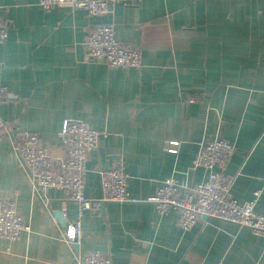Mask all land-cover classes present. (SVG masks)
<instances>
[{"label": "crops", "instance_id": "crops-1", "mask_svg": "<svg viewBox=\"0 0 264 264\" xmlns=\"http://www.w3.org/2000/svg\"><path fill=\"white\" fill-rule=\"evenodd\" d=\"M8 36L0 44V85L17 98L0 105V198L13 200L28 226L0 239V264H75L87 251L112 264H264V237L202 218L189 231L159 214L148 198L166 179L198 184L200 144L235 146L224 166L231 196L264 215V0H143L90 17L67 6L43 11L37 0H0ZM96 24L113 25L136 48L140 68H108L84 59L82 41ZM199 102L187 103L191 98ZM77 119L105 132L90 153L84 195L101 198L99 172L115 160L127 190L143 202L95 203L80 217L77 249L63 228L78 217L59 191L32 188L12 141L26 130L62 158L61 124ZM177 142V153H169ZM47 205V206H45Z\"/></svg>", "mask_w": 264, "mask_h": 264}, {"label": "built area", "instance_id": "built-area-1", "mask_svg": "<svg viewBox=\"0 0 264 264\" xmlns=\"http://www.w3.org/2000/svg\"><path fill=\"white\" fill-rule=\"evenodd\" d=\"M143 0H37L45 12L67 6L85 12L90 17L111 13L116 4H140ZM8 36V24L0 15V44ZM84 59L89 63H101L108 68H140L139 51L118 40L111 24L94 25L82 41ZM17 97L0 85V105ZM191 97L186 102H199ZM105 132L98 131L82 120L66 119L61 124L60 137L64 150L62 158L55 157L35 134L23 130L12 141V151L21 160L31 181L32 188L44 195L50 190L62 193L66 201L75 203L78 217L63 228L64 241L69 246L77 243L81 233L80 217L95 203L143 202L132 198L127 190L128 174L123 162L115 160L110 169L100 171L101 198L98 201L84 195V176L89 155L98 146ZM177 142H169L167 151L177 153ZM235 146L229 141L215 137L202 142L192 160V169L201 168L206 178L198 184H187L174 178L166 179L157 188L154 196L146 201L155 210L165 215H177L179 228L189 231L202 218L219 220L249 229L256 236L264 237V215L255 210L260 192L253 193L251 200L240 203L230 194L233 178L223 171ZM47 206V205H45ZM57 222L58 218L53 217ZM28 231L13 200L0 198V239L16 241ZM75 264H112L111 258L99 251L79 253Z\"/></svg>", "mask_w": 264, "mask_h": 264}, {"label": "water", "instance_id": "water-1", "mask_svg": "<svg viewBox=\"0 0 264 264\" xmlns=\"http://www.w3.org/2000/svg\"><path fill=\"white\" fill-rule=\"evenodd\" d=\"M100 204H103V203H100ZM55 215H56V217L58 218V221H59L60 225H61L62 227L65 226V222H64V220L61 219V215L59 214V212H57ZM73 247H74L75 249H77V245H74Z\"/></svg>", "mask_w": 264, "mask_h": 264}]
</instances>
